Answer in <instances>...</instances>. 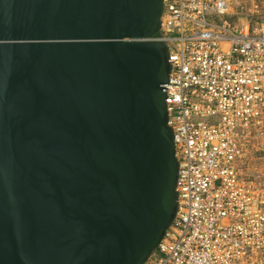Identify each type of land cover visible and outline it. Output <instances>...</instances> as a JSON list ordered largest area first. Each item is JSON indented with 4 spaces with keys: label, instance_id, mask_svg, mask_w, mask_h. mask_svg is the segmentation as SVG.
Returning <instances> with one entry per match:
<instances>
[{
    "label": "water",
    "instance_id": "obj_1",
    "mask_svg": "<svg viewBox=\"0 0 264 264\" xmlns=\"http://www.w3.org/2000/svg\"><path fill=\"white\" fill-rule=\"evenodd\" d=\"M163 0H0V264H146L174 221Z\"/></svg>",
    "mask_w": 264,
    "mask_h": 264
},
{
    "label": "built area",
    "instance_id": "obj_2",
    "mask_svg": "<svg viewBox=\"0 0 264 264\" xmlns=\"http://www.w3.org/2000/svg\"><path fill=\"white\" fill-rule=\"evenodd\" d=\"M177 214L146 264H264V184L242 176L264 134V0H163Z\"/></svg>",
    "mask_w": 264,
    "mask_h": 264
},
{
    "label": "rangeland",
    "instance_id": "obj_3",
    "mask_svg": "<svg viewBox=\"0 0 264 264\" xmlns=\"http://www.w3.org/2000/svg\"><path fill=\"white\" fill-rule=\"evenodd\" d=\"M239 168L245 178L264 184V134L249 142L246 158Z\"/></svg>",
    "mask_w": 264,
    "mask_h": 264
}]
</instances>
